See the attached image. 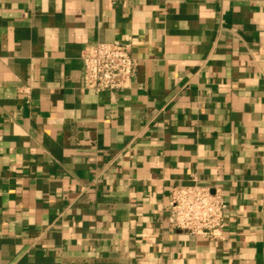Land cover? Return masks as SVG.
<instances>
[{"label":"crops","instance_id":"crops-1","mask_svg":"<svg viewBox=\"0 0 264 264\" xmlns=\"http://www.w3.org/2000/svg\"><path fill=\"white\" fill-rule=\"evenodd\" d=\"M113 41L129 89L84 90ZM193 183L216 238L168 225ZM0 264H264V0H0Z\"/></svg>","mask_w":264,"mask_h":264},{"label":"built area","instance_id":"built-area-1","mask_svg":"<svg viewBox=\"0 0 264 264\" xmlns=\"http://www.w3.org/2000/svg\"><path fill=\"white\" fill-rule=\"evenodd\" d=\"M130 43H92L83 47L82 88L95 94L116 93L129 89L137 61L130 55ZM226 205L220 192L193 183L175 187L167 207L168 225L193 237L216 238L225 226Z\"/></svg>","mask_w":264,"mask_h":264}]
</instances>
